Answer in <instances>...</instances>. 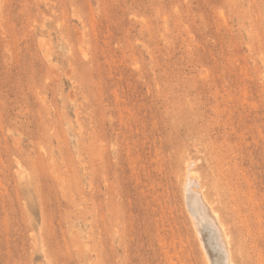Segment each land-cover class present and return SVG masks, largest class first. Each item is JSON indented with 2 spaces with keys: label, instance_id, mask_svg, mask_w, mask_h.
Returning <instances> with one entry per match:
<instances>
[{
  "label": "rangeland",
  "instance_id": "rangeland-1",
  "mask_svg": "<svg viewBox=\"0 0 264 264\" xmlns=\"http://www.w3.org/2000/svg\"><path fill=\"white\" fill-rule=\"evenodd\" d=\"M221 226L264 264V0H0V264H227Z\"/></svg>",
  "mask_w": 264,
  "mask_h": 264
},
{
  "label": "bare ground",
  "instance_id": "bare-ground-1",
  "mask_svg": "<svg viewBox=\"0 0 264 264\" xmlns=\"http://www.w3.org/2000/svg\"><path fill=\"white\" fill-rule=\"evenodd\" d=\"M187 164H188V166L190 167V161H188ZM189 167L186 168L185 181L188 179V170H189ZM190 175H191V174H190ZM191 177H193V176L191 175ZM194 178H195V177H194ZM185 188H186V187H185ZM191 188H192V187H191ZM187 189H188V186H187ZM188 191H189V190H188ZM192 193H193V192H192ZM199 196H200V195H199ZM201 196H202V195H201ZM194 198H195V196H194ZM196 198H197V197H196ZM196 198H195V199H196ZM192 199H193V197H192ZM195 199H194V200H195ZM200 199H201V197H200ZM195 201H196V200H195ZM195 201H194V202H195ZM201 201H202V200H201ZM196 202H197V201H196ZM202 202H204V201H202ZM202 202H201V203H202ZM197 203H198V202H197ZM197 203H196V204H197ZM205 203H206V200H205ZM194 204H195V203H194ZM194 204H192V206H193ZM207 205H208V204H207ZM198 206H199V205H198ZM200 206H201V209L203 210V211H202V210L200 209V210H201V213L203 212L202 215H206V210H205V208H204L203 203L200 204ZM200 206H199V207H200ZM193 207L196 208V206H193ZM197 208H198V207H197ZM197 208H196V210H197ZM197 214H198V213H197ZM198 216H199V214H198ZM216 216H217V215H216ZM202 217H203V216H202ZM202 217H201V218H202ZM208 217H209V216H208ZM204 218H205V216H204ZM216 218H217V217H216ZM205 221H206V219H205ZM208 221H209V220H208ZM208 221H207V222H208ZM210 221H211V220H210ZM210 221H209V222H210ZM193 222H194V219H193ZM193 224H194V223H193ZM210 224H211V223H210ZM195 225H196V224H195ZM221 225H222V224H221ZM221 227H222L221 230H220V228H219V230H220V235L218 234V238L221 237V241H222V244H223L222 246H224L223 248H225V249H223V248H222V249H223L224 251H226L225 255L227 254V257H226V258H227V260H226L227 264H232V260L230 259V255H229L228 251L226 250L227 247H228V241H227V238H226V234H225V232H224V230H223V226H221ZM195 228H197V226H196ZM204 229H205V228H204ZM220 245H221V244H220ZM209 246H210V245H209ZM212 249H213V248H212ZM212 249H211V250H212ZM223 255H224V253H223ZM207 263H208V261H207ZM217 263H219V262H217ZM214 264H215V262H214Z\"/></svg>",
  "mask_w": 264,
  "mask_h": 264
}]
</instances>
